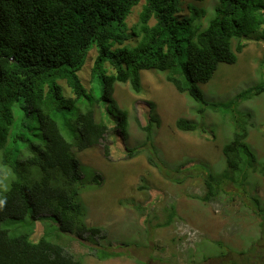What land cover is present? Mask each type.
<instances>
[{
	"label": "trees",
	"instance_id": "trees-1",
	"mask_svg": "<svg viewBox=\"0 0 264 264\" xmlns=\"http://www.w3.org/2000/svg\"><path fill=\"white\" fill-rule=\"evenodd\" d=\"M141 1L0 0V164L13 174L9 187L0 191V224L10 220L22 226L19 231L0 227V264H79L60 243L47 240L45 231L32 238L43 217L79 240L105 237L101 228L79 219L83 175L77 154L105 141L109 132L127 137L128 112L113 99L115 82H128L139 93L140 71H163L178 92L205 103L199 84L208 82L220 63H235L245 47L241 42L233 47V39L252 36L264 42V0H217L206 26L199 23L204 8L188 4L189 14L181 15V0H143L136 23L128 27L126 20ZM91 48L96 52L90 70L93 86L86 88L78 73ZM60 81L73 96L64 95ZM260 94L264 77L235 100ZM211 107L239 121L233 101ZM152 120L150 116L141 127L147 142ZM176 127L195 129L183 119ZM247 135L238 123L222 148L227 171L207 174L206 191L196 198L212 199L223 183L236 182L242 172L244 180L250 172L264 175ZM104 150L107 155V146ZM148 161L154 164L152 158ZM33 166L40 171L37 178L26 169ZM101 180L95 172L97 187ZM254 202L264 224V209L258 199ZM174 216L171 206L164 226ZM94 250L102 260L114 256Z\"/></svg>",
	"mask_w": 264,
	"mask_h": 264
},
{
	"label": "rangeland",
	"instance_id": "rangeland-1",
	"mask_svg": "<svg viewBox=\"0 0 264 264\" xmlns=\"http://www.w3.org/2000/svg\"><path fill=\"white\" fill-rule=\"evenodd\" d=\"M141 3L129 14L128 27L136 23ZM216 3L181 0V15L189 14L188 4L204 8L206 14L199 23L206 26ZM252 39H233V47L245 44L237 61L220 63L212 78L199 84L205 103L178 92L163 71H140L139 93L128 82H115L113 99L128 112L127 137L109 132L105 141L77 154L83 175L78 185L82 189L79 219L101 228L105 237H93L94 242L79 240L58 231L53 220L43 217L35 224L32 238L45 231L47 240L60 243L79 264H264V224L255 213L254 202L258 199L264 209V175L250 172L244 180L242 172L236 182L223 183L212 199L196 198L206 191L207 174L227 171L222 148L238 123L247 130L246 143L256 154L257 167L264 165V94L235 100L238 93L264 77V42ZM95 55L91 48L78 73L86 88L93 86L90 70ZM60 84L66 97L73 96L64 81ZM229 101L234 102L238 122L233 115L224 116L211 107ZM150 116L147 142V132L141 127ZM179 119L193 123L195 129L179 130ZM126 147L137 149L136 154L128 157ZM26 169L34 178L40 175L34 166ZM95 172L102 176L98 187ZM10 175V169L0 164V191L9 187ZM171 206L175 216L164 226ZM0 227L22 228L10 220ZM100 248L114 256L99 259L94 249Z\"/></svg>",
	"mask_w": 264,
	"mask_h": 264
},
{
	"label": "clouds",
	"instance_id": "clouds-1",
	"mask_svg": "<svg viewBox=\"0 0 264 264\" xmlns=\"http://www.w3.org/2000/svg\"><path fill=\"white\" fill-rule=\"evenodd\" d=\"M144 145V144H143ZM128 147H126V149H127ZM133 148H129V149H127L128 150V153H129V150H132ZM127 156H128V154H127ZM131 157H133V156H131ZM149 158V157H148ZM151 158V157H150ZM153 160V159H152ZM149 162V161H148ZM154 162V161H153ZM152 165V164H151Z\"/></svg>",
	"mask_w": 264,
	"mask_h": 264
}]
</instances>
